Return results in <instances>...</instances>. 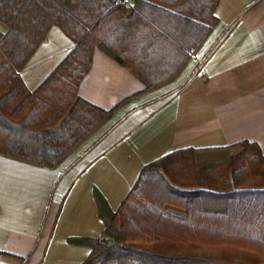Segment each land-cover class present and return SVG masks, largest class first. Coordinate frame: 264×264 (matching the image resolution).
Wrapping results in <instances>:
<instances>
[{"label":"trees","instance_id":"trees-1","mask_svg":"<svg viewBox=\"0 0 264 264\" xmlns=\"http://www.w3.org/2000/svg\"><path fill=\"white\" fill-rule=\"evenodd\" d=\"M217 1L163 10L143 0H0V154L57 168L114 111L78 96L94 51L141 81V93L161 88L217 24ZM53 26L73 46L29 91L20 73ZM188 26L203 32L193 50ZM93 194L104 229L69 239L90 249L81 264L264 263V155L254 143L164 155L142 167L115 212Z\"/></svg>","mask_w":264,"mask_h":264},{"label":"crops","instance_id":"crops-1","mask_svg":"<svg viewBox=\"0 0 264 264\" xmlns=\"http://www.w3.org/2000/svg\"><path fill=\"white\" fill-rule=\"evenodd\" d=\"M143 1L171 10L185 0ZM214 16L194 58L153 91L141 93V81L96 49L78 96L114 111L57 168L0 154V264H81L90 249L69 239H97L104 229L94 190L115 212L142 167L171 152L247 141L264 155V0H218ZM197 30L188 26L185 47L197 46ZM72 46L51 27L20 73L26 88Z\"/></svg>","mask_w":264,"mask_h":264},{"label":"built area","instance_id":"built-area-1","mask_svg":"<svg viewBox=\"0 0 264 264\" xmlns=\"http://www.w3.org/2000/svg\"><path fill=\"white\" fill-rule=\"evenodd\" d=\"M122 2H124V3H127L128 2V0H122ZM192 58H194V56H191ZM203 61H204V59L202 58V59H199L198 60V66H200L202 63H203Z\"/></svg>","mask_w":264,"mask_h":264}]
</instances>
